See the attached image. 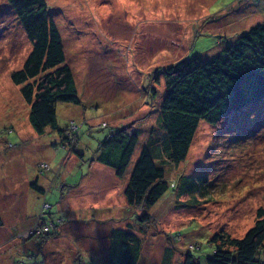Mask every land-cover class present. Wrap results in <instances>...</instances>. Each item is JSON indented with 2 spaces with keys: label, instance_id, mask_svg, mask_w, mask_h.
I'll use <instances>...</instances> for the list:
<instances>
[{
  "label": "rangeland",
  "instance_id": "obj_1",
  "mask_svg": "<svg viewBox=\"0 0 264 264\" xmlns=\"http://www.w3.org/2000/svg\"><path fill=\"white\" fill-rule=\"evenodd\" d=\"M45 1L80 104L57 102L58 129L35 133L11 80L32 44L9 0H0V264H106L114 230L140 238L139 264H163L165 253L181 264L190 252L204 264L216 234L242 239L264 208V103L218 127L201 121L187 159L168 165L176 189L149 208L146 225L136 217L145 210L123 195L129 176L118 179L97 158L100 143L129 125L141 136L134 158L152 130L160 141L164 70L211 60L264 25V0ZM71 124L80 127L73 145L63 141ZM201 176L208 196L183 195Z\"/></svg>",
  "mask_w": 264,
  "mask_h": 264
},
{
  "label": "trees",
  "instance_id": "obj_2",
  "mask_svg": "<svg viewBox=\"0 0 264 264\" xmlns=\"http://www.w3.org/2000/svg\"><path fill=\"white\" fill-rule=\"evenodd\" d=\"M9 4L32 44L22 69L15 71L11 80L22 87V96L30 106V124L35 133L43 135L47 128L58 129L57 102L80 104L76 82L72 70L65 65L63 38L47 2L9 0ZM164 76L165 94L158 126L161 140L154 133L156 130H152L149 136L152 139L134 158L141 136L135 125H129L100 143L97 158L101 165L114 170L118 179L129 176L123 195L130 208L145 210L143 216L136 214L137 222L143 225L151 221L149 208L169 190L176 189L168 165H179L187 159L201 121L218 127L264 103V25L251 28L213 59H182L165 69ZM68 129L63 132V141L73 145L80 127L70 136ZM31 188L44 193L36 183ZM208 188L206 177L201 176L187 183L182 192L205 198ZM110 239L106 264L140 263L142 244L136 234L114 230ZM180 239L178 235L173 241L177 243ZM209 245L213 252L204 257V264H264V208L256 211L254 226L242 239L216 234ZM163 264H172L171 255L165 253ZM181 264H200V259L190 252Z\"/></svg>",
  "mask_w": 264,
  "mask_h": 264
},
{
  "label": "built area",
  "instance_id": "obj_3",
  "mask_svg": "<svg viewBox=\"0 0 264 264\" xmlns=\"http://www.w3.org/2000/svg\"><path fill=\"white\" fill-rule=\"evenodd\" d=\"M78 130H79V126L78 125H76V124H71L70 125V128H69V136L72 134V133H75V132H78ZM45 168H49L48 166H45ZM45 231V230H44ZM45 232H49V228L48 229H46V231Z\"/></svg>",
  "mask_w": 264,
  "mask_h": 264
}]
</instances>
